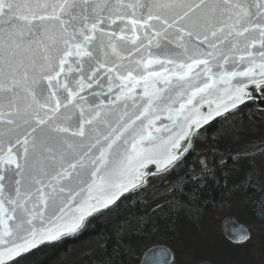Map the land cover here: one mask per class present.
<instances>
[{
  "label": "snow or ice",
  "instance_id": "6c2138e0",
  "mask_svg": "<svg viewBox=\"0 0 264 264\" xmlns=\"http://www.w3.org/2000/svg\"><path fill=\"white\" fill-rule=\"evenodd\" d=\"M256 91L264 0H0V264L113 216L149 165L189 201L220 169L264 192Z\"/></svg>",
  "mask_w": 264,
  "mask_h": 264
},
{
  "label": "trees",
  "instance_id": "16d2710c",
  "mask_svg": "<svg viewBox=\"0 0 264 264\" xmlns=\"http://www.w3.org/2000/svg\"><path fill=\"white\" fill-rule=\"evenodd\" d=\"M247 104L249 108L245 109L242 119L247 123L249 115L255 113V115H252V119L255 121L257 128H259L261 126L259 110L256 109L254 102L249 101ZM212 131H215V129ZM242 135H245L246 139H253L249 134L242 133ZM246 139L241 140L239 143H233L230 147L240 148L245 144ZM259 154V152H256L253 158V164L257 172L261 171L258 170L255 161ZM228 163L231 164V161H228ZM262 169L264 170V168ZM226 171L227 170L220 169L217 171L215 178L209 176L203 182L204 186L197 189V199L192 201L188 200V194L193 190L191 182H188L187 186L184 187V194L182 196L178 195L174 197L170 193H166L165 187L160 188V191H157V193H159L158 196L161 197V205L164 209L160 213L151 212L148 214L144 210L145 203L148 201L146 198L148 193L142 194V192L145 190V187L148 188V185L138 190L131 191L125 194L128 199L125 200L124 197H121L124 203L113 216L104 219H96L95 215L89 217L88 221L92 222L91 225L86 221L84 227L77 234L42 245L38 247V249L32 250V253L26 254L28 256L26 264H50L62 255L73 243H83L88 246L91 253L89 256L95 258L100 264H104V261L112 256H114L116 264H133L139 259L142 252L151 246H146L142 252L135 253L132 247L133 242L145 240V238L148 237L155 238L157 233L159 235L170 234V228L172 227L176 234L184 228H189L195 234L201 233L203 230L205 233L212 230L214 239L211 244L215 246L224 244L230 247V249L237 248L245 243L242 245L231 244L222 235L218 224L213 228H210V226L208 227L207 224L209 218L208 214H212L217 210L219 202H230L235 199L243 201V204L248 208V215L244 217L239 214H234L233 217L238 221L241 220L240 222L249 229L250 233L254 231L252 225L255 227L259 241L264 249V192L260 191V185L258 183H252L240 186L229 193L228 188L232 187L234 182L238 184L243 178V173L230 174L226 185ZM153 177L156 178L159 176L152 175L149 178L151 179ZM160 185L161 182L154 183L153 187H159ZM162 191L165 192L162 193ZM173 200H183L185 206L183 208H176L173 212L170 210L172 206L166 202ZM226 216L230 215H225L224 217ZM120 226H122L123 230H120ZM155 240L157 239L155 238ZM99 244H104L105 247L101 249ZM128 248H131V253L127 252ZM182 248H184L189 253L190 258L195 261L200 259L212 261L213 259L211 254L203 255L205 257L201 258L200 256L202 255L197 250H192V248H194L192 245H185V247ZM250 261L252 264L253 256Z\"/></svg>",
  "mask_w": 264,
  "mask_h": 264
},
{
  "label": "rangeland",
  "instance_id": "374dc122",
  "mask_svg": "<svg viewBox=\"0 0 264 264\" xmlns=\"http://www.w3.org/2000/svg\"><path fill=\"white\" fill-rule=\"evenodd\" d=\"M256 109L259 110V113L261 110H264V108L261 109L258 107H256ZM247 140L248 139H246L245 143L247 142ZM255 141L259 143V137L255 138ZM255 161L257 163L256 166L258 167V170H263L262 168H264V155L259 154L256 157ZM159 180V177L151 178L149 180L150 183L148 184V190H144L142 192V194L148 193V196L146 197L148 201L147 203H145L144 208L145 212L148 214L151 212L160 213L162 210H164L161 205V197L158 196L159 193H157V191H160V188H164L165 185L161 183L159 187H153L154 183H160ZM164 192L165 191H162V193ZM157 204H159L161 207L157 208ZM247 213L248 208L240 199H235L230 202H219L217 210L212 214H208L209 218L207 224L208 227L210 226V228H213L217 224L219 226L220 220L225 215L233 216L234 214H239L246 217L248 215ZM240 221L241 220H239V222ZM252 228L254 229V231L251 233V242H245L244 245L233 249H230V247H227L224 244H219L217 246L211 244L214 239L212 230L206 233L203 230L201 233L199 232L195 234L189 228H184L182 231L176 234L173 227L170 228V234L159 235L157 233V236H155L157 240H155V238L148 237L145 238V240L143 239L133 242L132 247L135 253H138L142 252L146 246L153 244H164L172 250L174 254L175 264H193V262L195 261L194 259L190 258L189 253L184 248H182L185 247V245H192L195 248H192V250H197L202 255L200 256L201 258L205 257L203 255L211 254L213 262L211 260L210 261L212 264H251L250 260H252V256L254 261V263L252 261V264H264V249L262 248V244L259 241L257 230L253 225ZM90 254L91 253L88 246L84 245L83 243H73L62 255H60L50 264H93L97 260L93 257H90ZM139 259L133 264H138ZM98 264H100V262Z\"/></svg>",
  "mask_w": 264,
  "mask_h": 264
},
{
  "label": "water",
  "instance_id": "95a60500",
  "mask_svg": "<svg viewBox=\"0 0 264 264\" xmlns=\"http://www.w3.org/2000/svg\"><path fill=\"white\" fill-rule=\"evenodd\" d=\"M249 101L254 102V105L258 108H261V109L264 108V97H262V95L259 91H256L252 95V98L249 99L248 101H246V103ZM146 171L149 173V175L155 173V166L149 165L148 169H146ZM241 227L246 229L248 232H250L249 229L244 224L239 222L233 216H226V217L222 218L220 223H219V228H220L222 235L231 244H234V245H242L246 242L243 240L242 237H240L237 234L238 230ZM67 236H70V235H67ZM67 236H64V237H67ZM64 237H62V238H64ZM48 243H52V242H48ZM48 243H45V244H48ZM45 244H43V245H45ZM40 246H42V245H40ZM165 250L167 251V256L165 255ZM165 259H167L168 264H173L174 254H173L172 250L164 244H154V245L149 246L148 248H146L142 252L138 264H163V261ZM98 263L99 262L96 261L93 264H98ZM193 264H211V262L208 260H205V259H200V260L195 261Z\"/></svg>",
  "mask_w": 264,
  "mask_h": 264
}]
</instances>
